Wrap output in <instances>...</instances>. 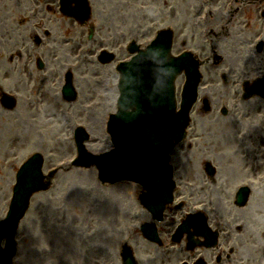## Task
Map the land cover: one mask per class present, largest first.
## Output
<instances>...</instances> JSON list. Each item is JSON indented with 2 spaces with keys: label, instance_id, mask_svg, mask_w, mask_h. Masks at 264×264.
Returning <instances> with one entry per match:
<instances>
[{
  "label": "flooded vegetation",
  "instance_id": "af4514ba",
  "mask_svg": "<svg viewBox=\"0 0 264 264\" xmlns=\"http://www.w3.org/2000/svg\"><path fill=\"white\" fill-rule=\"evenodd\" d=\"M55 1L46 0L42 5L35 0L27 21H11L5 37L15 36V40L0 48V105L2 93L17 94L25 122L57 121V116L69 120L96 117L103 103L100 90L111 91L112 100L117 101L119 63L133 56L130 47L137 36L131 8L119 13L126 20H110L112 31L102 32L98 26L97 32L93 24L81 26L62 15ZM109 2L119 10L123 0ZM44 7L56 17L43 13ZM172 8L165 25L173 30L172 52L182 56L189 51L200 63L185 138L187 150L183 151V141L170 154L175 190L160 220L153 219L141 205L140 185L131 181L113 185L114 192L127 187L133 194L130 208L111 212L115 219L127 213L126 225L117 234H126L131 241L134 236L141 238L145 249L137 258L139 264H248L258 254L264 255V200L260 199V195L264 199V0H177ZM91 26L92 36L98 39L94 47L88 42ZM149 32V28L143 30ZM89 46L94 51L88 56L84 51ZM103 49L114 54L112 61H99L97 53ZM185 78L184 70L176 77L177 102ZM85 86L96 99H85ZM71 87L75 90L72 100ZM254 140L259 147H250V164L242 162L247 149L242 143L252 146ZM241 175L250 176L236 180ZM229 176L236 181L229 182ZM241 186L249 191L246 201L238 205ZM190 215L194 223H184ZM236 215L244 225L246 219L250 222L243 233L238 232L241 225ZM146 223L154 226L157 241L142 236L141 227ZM183 223L188 230L178 238L174 233ZM247 228L251 242L241 244L244 235H249ZM187 232L193 234L196 244H190ZM122 243L114 251V264H120ZM78 264H87V260L82 258Z\"/></svg>",
  "mask_w": 264,
  "mask_h": 264
},
{
  "label": "rangeland",
  "instance_id": "374dc122",
  "mask_svg": "<svg viewBox=\"0 0 264 264\" xmlns=\"http://www.w3.org/2000/svg\"><path fill=\"white\" fill-rule=\"evenodd\" d=\"M45 1L40 0L42 5ZM162 1L132 0L136 6L133 11L136 13V20L133 23L134 30L139 31L140 28L146 29L152 26V32L155 27L164 24L168 16L165 17L166 13L163 9L172 12L174 8L171 5L174 6L177 0H167L169 3L167 8L162 5ZM92 2L90 19L94 21V24L97 22L95 25H98L102 32L112 31L110 20L118 23L121 18L125 20L127 18L126 15H119L128 10L127 3L119 6V10H115L110 7L112 3L109 0H106L105 6L103 0L95 4L94 0ZM26 4H29L26 0H0V48L4 47L7 42L15 40V36H9L8 40L5 37L12 27L11 17L18 21L29 19V16L25 14ZM43 13H46L48 17H56L50 9H45V7ZM76 30L77 27L73 25L72 31L75 34ZM95 44L96 40L93 41V47ZM93 47H88L90 53L94 51ZM85 90L87 93L85 99L90 97L88 100L90 101L97 98L88 91L87 86ZM100 92L103 93V103L99 107L98 115L92 119L73 117L69 120L57 116V121L27 120L25 122L18 102L13 109H6L0 105V216L7 210L16 170L30 154L38 151L44 155V171L46 172L56 162L68 159L76 153L71 137L75 125H84L91 134L92 138L86 144L87 149L100 152L111 148L110 139L105 133V120L106 114L113 108L112 93L104 89ZM97 137L98 140L94 142L93 139L96 140ZM255 141L252 145L259 147ZM242 146L247 147L242 162L250 164L251 145L242 143ZM241 150L236 155L239 159ZM256 163L258 164L259 160ZM262 163L264 164L263 160ZM245 176L250 175H241L236 180ZM228 180L229 182L236 181L232 176H229ZM111 189V186L98 181L95 168L70 167L68 170H59L49 189H42L32 196L29 207L21 217L19 230L15 237L17 240L15 264H67V261L71 264H78L82 258L87 260V264H114V251L117 245L126 239L117 232L120 233V230L124 229L126 224L123 220L128 219L127 213L115 219L116 215L113 216L111 212L114 209L122 211L125 205L123 202L129 193L124 192L122 197L120 192H113ZM260 199L263 202L261 195ZM257 204L260 206L262 203L258 201ZM227 205L231 206V204ZM236 220L241 225L239 233H243L241 231L244 230V226L249 227L250 225L247 219L244 225L240 216L236 215ZM247 231L249 235H244L241 244L251 242L252 233L248 228ZM237 236L240 237V235ZM140 239L139 236L132 238L137 258L145 249ZM228 241L237 242L235 239H228ZM58 254L62 255L60 260L56 258ZM54 260L58 261L54 262ZM248 264H264V255L258 254L257 258L249 260Z\"/></svg>",
  "mask_w": 264,
  "mask_h": 264
},
{
  "label": "water",
  "instance_id": "95a60500",
  "mask_svg": "<svg viewBox=\"0 0 264 264\" xmlns=\"http://www.w3.org/2000/svg\"><path fill=\"white\" fill-rule=\"evenodd\" d=\"M66 13L75 14L73 9H67ZM165 58V57H164ZM173 60V59H172ZM171 66H174L172 72L176 73L177 69L184 66L182 62L177 60L169 61ZM134 75L135 83L131 88V91L135 95L134 111L123 115L125 112L120 110L118 116L111 115L107 122V128L111 134L112 140L115 141L117 137V128L128 132L130 130L133 135V139L136 140L137 151L142 153V162H156L157 157H161L160 161L165 164L167 162L166 150L170 147L171 142L176 135L182 132V129L186 123V116L184 112H174V101L172 100V90H169L168 99L166 97L158 96V89L160 85L154 81V76L158 73H167L163 67L155 64L150 60L139 61L136 68L131 69ZM147 74V80L145 81L141 75ZM194 83L191 84V90ZM161 93V91H160ZM186 104L192 99L191 94L185 98ZM13 103V102H12ZM127 106H124L126 108ZM187 107L185 106L184 109ZM185 118L181 122V118ZM118 118H126L123 123L117 124ZM130 126V127H129ZM125 135V134H123ZM78 136V142L81 149V155L79 161H84L85 148L81 141L86 137L85 132L80 128ZM117 153L115 150L106 152L99 157H95L94 161L97 162L100 170V176L105 180H112L116 177L117 171L122 172L124 168L119 167L117 169L116 161ZM129 154H127L128 156ZM137 160V158L135 157ZM78 161V162H79ZM131 163V160L128 161ZM41 161L38 155H34L18 170L16 174V184L13 187V196L11 200L10 209L5 221L0 224V238L3 235L9 237L10 248L7 252H0V264H11L10 258L13 254L14 242L11 238L16 220L20 217L29 204L30 195L48 186L49 180L44 181V176L41 173ZM169 173V170H168ZM137 179V177L135 175ZM143 178V176L141 177ZM154 187H160L164 185L167 189L165 195H170L172 187V181L163 179L151 184ZM143 202L148 203L146 198L147 193L143 194ZM167 196V197H168ZM158 204V203H157ZM3 258V259H2Z\"/></svg>",
  "mask_w": 264,
  "mask_h": 264
},
{
  "label": "bare ground",
  "instance_id": "6f19581e",
  "mask_svg": "<svg viewBox=\"0 0 264 264\" xmlns=\"http://www.w3.org/2000/svg\"><path fill=\"white\" fill-rule=\"evenodd\" d=\"M144 75H145V74H143V76H144ZM56 258L60 260V259L62 258V255H61V254H58V255H56ZM57 261H58V260H54V262H57Z\"/></svg>",
  "mask_w": 264,
  "mask_h": 264
}]
</instances>
